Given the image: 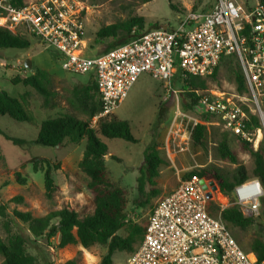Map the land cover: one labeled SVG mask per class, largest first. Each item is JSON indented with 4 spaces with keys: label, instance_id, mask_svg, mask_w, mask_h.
<instances>
[{
    "label": "built area",
    "instance_id": "2783aa9c",
    "mask_svg": "<svg viewBox=\"0 0 264 264\" xmlns=\"http://www.w3.org/2000/svg\"><path fill=\"white\" fill-rule=\"evenodd\" d=\"M77 0H0V28L36 39L61 57V67L73 75H91L100 111L93 119L113 115L136 79L146 74L163 82L210 77L222 59L233 57L245 93L192 89L187 116L176 107L173 126L182 133L183 150L196 125L217 122L237 145L257 150L264 140V0H214L205 12H188L174 28L152 29L99 55H85L82 6ZM250 116L258 127L247 130ZM179 119V122L176 120ZM200 179L182 180L151 209L142 240L124 264H264L242 249L228 225L207 209ZM264 188L257 178L236 184L231 205L243 217L259 214ZM227 201V200H226ZM218 206V205H217ZM251 256V257H250Z\"/></svg>",
    "mask_w": 264,
    "mask_h": 264
},
{
    "label": "rangeland",
    "instance_id": "374dc122",
    "mask_svg": "<svg viewBox=\"0 0 264 264\" xmlns=\"http://www.w3.org/2000/svg\"><path fill=\"white\" fill-rule=\"evenodd\" d=\"M82 6V20L84 23V42L86 44L85 55H99L111 44L113 39L96 40V32L105 26L116 22H123L132 17L143 19V28L140 34L166 26L174 28L182 16L188 12H207L214 0H151L145 4L137 0H77ZM169 3L174 9L170 10ZM135 31V29H133ZM30 43L25 49H0V90L5 91L10 97L17 98L20 94L29 90V111L35 117V124L12 121L7 116L0 115V129L8 136L20 140H35L40 123L64 113H73L77 117L84 116L75 108H70L74 87L88 82L85 75H73L64 71L61 67V57L51 48L44 47L36 39L28 38ZM28 60L31 68L25 69L23 63ZM47 71L54 87L58 91L59 107L52 110L40 108V100L35 92L22 85H12L10 80L17 76H24L28 71ZM238 67L233 59H228L219 65L216 76L207 82L206 90L232 93L235 90L233 82L234 74ZM20 73H22L20 75ZM187 116H192L189 111L188 97L182 89V85L173 79L170 89L167 91L163 82L149 75H140L130 87L123 102L116 108L113 117L117 120L126 121L130 132L137 142L128 143L121 139L100 140L107 147V155L104 157L105 173L115 187L124 191V212L133 223L144 225L148 215L156 202L171 192L184 176L191 171L215 170L220 175L231 180L238 166L242 167L243 173L251 177L252 162L247 153L240 151L233 142L227 138L230 150L237 153L238 165H232L220 160L216 153L218 140L223 134L220 126L213 119H208L206 137L203 145L190 144L183 146V150L177 147L182 142V133L173 126L176 107ZM163 109V117L158 118V113ZM193 117V116H192ZM85 118V117H84ZM179 122V119L176 120ZM97 120L92 118L89 123L95 128ZM156 133V149L162 160L158 168L155 190L156 197H150L151 189L145 187V196L139 197L136 191V179L138 168L143 161V152L152 140L151 134ZM27 142L22 146H15L0 137V203H7V212L13 210L30 212L33 217H43L50 212L64 207L73 208L80 217L92 213L91 196L86 186L87 178L78 168L86 141L77 144L64 141L60 147H45ZM114 158H113V157ZM31 158L47 159L52 166L51 177L56 186L51 199H47L43 190L42 172H33L32 165L28 163ZM19 163V164H18ZM14 169H8L6 167ZM44 167V165H42ZM18 174V176H17ZM17 178L24 179L23 185L17 182ZM210 181V180H208ZM218 191V188H217ZM14 196H21L19 204L8 203ZM214 194L210 199L212 215H219V211L231 206L229 197L226 200ZM149 201L143 204V200ZM220 198L222 200H220ZM264 201V197L262 198ZM136 202V203H135ZM218 205V212L215 209ZM260 205L259 214L252 218L253 225L241 230L229 225L236 242L244 250H247L252 238L260 237L264 240V218ZM0 219V238L6 241L8 234H14L20 227L26 228L19 221L7 223V231ZM52 223H55L53 220ZM260 227L257 228V227ZM260 230L261 233L258 231ZM120 236H125V231L120 230ZM43 246H46L49 258L53 264H65V262L77 259L78 264H100L101 258L106 253V246L94 245L83 249L79 245L57 248V240L50 239L45 243L37 239L36 243H27L26 251L34 256L37 264H44ZM129 253L117 252L112 257V264H124ZM0 264L2 258L0 257Z\"/></svg>",
    "mask_w": 264,
    "mask_h": 264
},
{
    "label": "trees",
    "instance_id": "16d2710c",
    "mask_svg": "<svg viewBox=\"0 0 264 264\" xmlns=\"http://www.w3.org/2000/svg\"><path fill=\"white\" fill-rule=\"evenodd\" d=\"M137 1L140 4H145L151 0ZM167 1L171 2L173 0ZM169 8L170 10L174 9L170 3ZM143 24L141 17H132L123 22H116L100 28L96 32L95 37L96 40L113 39L115 41V43L109 45L104 50L106 52L139 36V31L143 28ZM29 45L27 37L12 34L0 28V49H25ZM228 59L234 60L233 57H226L221 60L219 65ZM219 65L210 77L198 78L188 76L182 82H178V84L182 85L186 96L188 98L193 97V93H191L192 89L206 90L208 80L216 76ZM237 67L238 71L234 74L233 79L235 90L239 93H245L244 79L238 64ZM10 83L12 85L21 84L33 90L38 96L40 108L43 110H52L59 107L58 91L53 85L50 74L45 70H36L28 76L14 77L10 80ZM29 98V92H24L17 98H12L5 91L0 90V115L7 116L15 122L34 125L35 117L29 111ZM68 104L71 109L75 108L85 118H80L71 112H67L55 118L46 119L40 123L36 139L32 143L45 147H60L64 141L71 144H77L82 140L86 141L84 153L78 162V168L88 180L86 188L91 196L92 213L80 217L73 208L64 207L50 212L43 217H33L28 211L13 210L11 214H8L6 210L7 203H0V219L4 221L3 225L6 231L8 230L7 223L14 220L26 226V228L20 227L14 234H8L6 241L0 238L2 264H37L36 258L26 251L27 243L34 244L37 239H41L47 243L50 239L55 238L58 249L72 245H79L83 249H88L94 245H104L106 246V253L101 258L100 264H112V257L117 252L132 253L142 240L147 221L142 225L133 223L127 218L124 212V191L121 188L115 187L106 176L104 157L107 155V147L100 140V137H103L106 139H121L128 143L137 142L130 132L128 122L117 120L111 115L99 118L95 128L91 127L89 121L100 111V101L94 80L74 87L72 90V100ZM162 117L163 109L158 113V118ZM204 118L206 121L211 119L207 116ZM258 125L257 118L250 116L247 130L253 131ZM206 127L196 125L193 128L190 144L203 145L206 137ZM156 136V133L151 134L152 140L145 148L143 161L138 168L136 191L140 198L145 196L146 186L151 189L150 197H156L158 194V191L155 190L157 185L156 178L162 160L156 149L157 146L154 141ZM0 137H3L15 146H22L27 143L6 135L2 130H0ZM227 138L232 141L229 135L223 131L216 146L217 156L224 162L238 165L237 153L230 150L227 145ZM235 146L240 151L247 153L252 162L251 177L257 178L264 188V140L259 143L257 150H253L251 144L246 141H241ZM28 163L32 165L33 172H42L44 195L47 199H51L56 191V186L51 177L52 166L49 161L44 158H31L28 160ZM192 176L214 182L219 192L229 197L231 203L233 201L231 193L234 186L245 180L252 179L243 173V169L240 166L236 168L231 180L220 175L215 170L191 171L184 176L183 180L189 179ZM17 182L23 185L25 180L17 178ZM21 201V196H14L8 200V203L19 204ZM148 201V198L144 199L141 205L148 203ZM261 205H264V201L262 200ZM211 206L212 204L209 201L207 209L212 215L210 211ZM215 209L218 212V206ZM218 214L228 227L231 225L232 227L244 230L253 225L252 219L243 217L239 208L234 205L220 210ZM262 215L264 218V208ZM53 220L55 223H52ZM257 228L260 229L259 226ZM120 230L125 231V236L117 234ZM258 231L261 233L260 230ZM246 251L252 253L257 261L263 260L264 240L260 237L252 238ZM43 252L44 264H53L49 258L46 246H43ZM65 264H78V261L74 258L65 262Z\"/></svg>",
    "mask_w": 264,
    "mask_h": 264
},
{
    "label": "water",
    "instance_id": "95a60500",
    "mask_svg": "<svg viewBox=\"0 0 264 264\" xmlns=\"http://www.w3.org/2000/svg\"><path fill=\"white\" fill-rule=\"evenodd\" d=\"M165 28H166V26H161V29H165ZM23 66H24L25 69H28V70L31 68V64H30V62L28 60H26L23 63ZM199 183L201 184L203 190L207 189V185L205 184V181L203 179H200ZM208 185L210 186L211 191H215L216 190V185L214 184V182L208 181ZM206 198L207 199H211V193L210 192H206Z\"/></svg>",
    "mask_w": 264,
    "mask_h": 264
},
{
    "label": "crops",
    "instance_id": "0c3cea01",
    "mask_svg": "<svg viewBox=\"0 0 264 264\" xmlns=\"http://www.w3.org/2000/svg\"><path fill=\"white\" fill-rule=\"evenodd\" d=\"M28 73L29 74H31V72H29L28 71ZM22 73H20V75H21ZM23 76V75H22ZM24 76H28V74H25ZM86 76V79L88 80V81H92L93 80V77L91 76V75H85ZM19 85V84H18ZM21 85V84H20ZM24 87V86H23ZM25 88H28V87H25ZM30 89V88H29ZM27 92H29V90L27 91ZM55 118V117H54ZM52 119V118H51ZM1 130V129H0ZM14 138V137H13ZM17 139V138H16ZM23 140V139H22ZM23 141H25V140H23ZM34 141V140H33ZM25 142H32V140H30V141H25ZM19 164V163H18ZM18 164L15 166V167H12V168H9V167H6V168H8V169H14V168H16L17 166H18ZM2 176V174L0 175V177Z\"/></svg>",
    "mask_w": 264,
    "mask_h": 264
},
{
    "label": "bare ground",
    "instance_id": "6f19581e",
    "mask_svg": "<svg viewBox=\"0 0 264 264\" xmlns=\"http://www.w3.org/2000/svg\"><path fill=\"white\" fill-rule=\"evenodd\" d=\"M219 197V196H218ZM220 200H222L221 198H220ZM251 257V256H250Z\"/></svg>",
    "mask_w": 264,
    "mask_h": 264
}]
</instances>
